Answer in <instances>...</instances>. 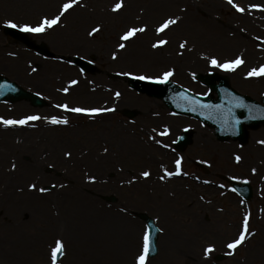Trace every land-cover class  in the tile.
<instances>
[{"label": "rangeland", "instance_id": "obj_1", "mask_svg": "<svg viewBox=\"0 0 264 264\" xmlns=\"http://www.w3.org/2000/svg\"><path fill=\"white\" fill-rule=\"evenodd\" d=\"M64 2L0 0V75L30 91L55 92L39 93L47 102L44 108L27 102L0 104V108L10 107L8 119L39 115L67 117L70 121L67 126H58L41 119L27 126H9L8 133L4 130L7 127L0 124V264H51L50 252L56 239H62L66 249L59 264H136L146 229L137 218L140 213L152 217L162 229L159 254L147 264H264V182L256 175L257 163H262L263 158L257 154L255 141L264 138V125L247 130L245 145L233 140L220 142L211 127L177 117L161 101L132 91L126 82L129 75H124L155 77L172 70L170 81L195 94L212 95L197 77L215 73L226 78L237 92L260 102L264 97V77L249 78L247 73L264 65V11L249 6H264V0H234L246 9L243 14L227 0H124L120 13L111 11L116 0H80L62 18L60 26L43 34L27 33L55 58L41 57L20 44H9L3 33L7 21L35 25L43 16L56 15ZM169 17H178L179 22L158 35L156 28ZM97 26L100 32L88 35ZM133 26H147V31L130 41H121L120 36ZM161 38H166L168 44L153 48ZM184 41L187 45L181 49L179 45ZM120 43L126 44L125 49H119ZM74 56L93 62L102 73H81L66 60ZM237 56L245 63L234 72L210 63L213 57L224 62ZM21 70L25 76L20 77ZM73 80L78 83L71 85ZM66 87L73 88L72 93H59ZM75 90L77 93H73ZM63 104L115 111L91 118L57 107ZM127 112L133 116L127 117ZM146 114L150 115L149 131L143 129V143L154 138L160 141L159 146L170 148L175 166L176 160L182 161L181 171L186 175L167 179L178 182L177 191L187 189L183 188V194L189 198V206L193 200L196 202L197 209H182L187 215L182 211L177 214V205L165 208L151 202V196L141 201L138 195L147 190L136 181L138 175L161 171L149 160L140 162L133 156L132 141L135 135L141 137L137 127ZM157 114L166 121H156ZM165 129L168 134L160 135ZM186 129L193 131V143L180 152L175 142ZM200 139L213 141V148H204ZM226 144L233 149L226 148ZM67 152L71 157L65 155ZM148 153L154 155L155 151H145ZM237 155L241 157L239 163ZM102 158L107 160L100 164ZM98 173L105 174V181ZM91 176L95 182L89 180ZM229 179L250 182L253 199L244 202L233 194ZM151 180L150 177L145 183L151 185ZM42 187L49 190L41 193ZM172 187L167 183L163 189L173 190ZM153 189L155 193L162 188L154 186L148 191ZM105 197H115L117 202L108 203ZM80 205L89 207L92 217L87 218L99 224L83 235L76 232V236L63 223ZM245 215H250L253 234L229 256L226 243L239 235ZM170 228L175 237L167 250ZM229 230H234L233 235H225ZM183 241L185 246L191 245L185 248ZM209 244L215 246V251L206 259L204 248ZM217 255H224V260L216 262Z\"/></svg>", "mask_w": 264, "mask_h": 264}, {"label": "snow or ice", "instance_id": "obj_2", "mask_svg": "<svg viewBox=\"0 0 264 264\" xmlns=\"http://www.w3.org/2000/svg\"><path fill=\"white\" fill-rule=\"evenodd\" d=\"M227 3L232 5L233 8L236 9L237 12L240 13H245L246 9L244 7H241L240 5L234 3V0H227ZM80 4V0H65V2L61 5L59 12L52 16H43L39 22L35 25L25 23L23 25H18L12 20L7 21V27L10 28H18L19 31L21 32H26V33H33V34H43L49 30L55 29L56 27L61 25V20L63 17L66 16V14L70 13L71 10H73L77 5ZM82 6V5H81ZM125 3L124 0H116L114 5L112 6L111 11L115 13H120L122 9H124ZM250 9H255L259 11H264V6L262 5H250ZM179 22V18H173L169 17L165 19L162 23L159 24V26L156 28V33L159 35L161 33H165L168 29H170L171 26L176 25ZM100 27H93L91 31L88 33V35L93 36L96 33L100 32ZM147 31V26H133L128 28L121 36L120 40L121 41H130L134 37L137 36L139 33H144ZM259 39V38H258ZM168 44V40L166 38H161L157 40L152 47L153 48H160ZM187 45V41L181 42L179 47L181 49H184ZM119 49L123 50L126 47L125 43H120L118 45ZM115 53L113 54V59H116ZM211 65L213 67L222 69L223 71L226 72H234L242 66L245 61L242 57L237 56L233 60L229 61H224L221 62L215 57L211 58L210 61ZM35 70V69H33ZM124 75H129L132 76L133 79L137 80H148L152 83H157V84H167L170 80V78L174 75V72L172 70H167L162 73V75L159 76H145V75H136L133 76L132 73H124ZM247 76L249 78L251 77H264V65H261L258 68H252L248 73ZM78 81L73 80L71 81V85H76ZM70 85V86H71ZM8 88L11 89V85L4 84L0 85V95L3 94L4 90ZM68 88H64L63 91L65 93L68 92ZM121 94L119 92L116 93V96L119 97ZM234 107L236 108H249L251 111V107L249 105H246L242 98L240 97H234ZM57 107L62 108L66 112H71V113H76V114H81L84 116H88L91 118H94L96 116L102 115L106 112H112L115 111L114 108H97V107H92V108H86V107H69L67 104L63 105H57ZM202 107H209L210 109L215 108L216 106H204ZM229 114H231L232 109L229 108L228 110ZM41 119L46 120L47 123L52 124V125H63L67 126L69 125L70 121L67 117H58V116H52V117H41L39 115H29L26 117H23L21 119H5L3 117H0V124H3L5 127L9 126H27L29 125L30 122L34 121H39ZM236 124L239 123L238 120L235 121ZM155 131V130H154ZM168 130L165 129L164 132L160 133V135H167ZM154 139V138H153ZM157 143H160V141H156ZM259 143L264 144V141H259ZM164 147H167V145H163ZM108 149L105 148L104 152L107 153ZM66 156L71 157V152L65 153ZM237 163L240 162L241 157L237 155L235 157ZM181 163L182 161L180 159L176 160V170L175 171H168L167 169H164V174L160 177L161 180H164L166 178H171L173 176H179V175H186V173H183L181 171ZM13 168H15V165L13 164ZM253 172H255V169H253ZM151 173L149 171H143L141 173V176L145 179L149 178ZM89 180L91 182H95L96 178L94 176L89 177ZM247 183V181H244ZM131 183V181H130ZM55 187V185H53ZM223 187V185H221ZM31 188L33 190H36V185L32 184ZM49 189L47 188H39V192L45 193ZM232 191H237L235 188L232 189ZM249 221H250V215H245L243 222H242V228L239 233V235L231 240L230 242L226 243V248L229 250L226 254L231 256L236 253V250L240 248L242 245L245 244V242L250 238V236L253 234L250 231L249 228ZM157 231H162V229H158ZM153 250V240H152V229L151 228H146L145 232L143 234L142 238V248L139 254L136 256V264H147L148 258L150 253ZM215 251V246L212 244H209L207 247L204 248V256L205 258H209L211 254ZM66 254V249H65V242L62 239H56L55 240V246L51 248L50 252V259H51V264H58V261L63 258V256Z\"/></svg>", "mask_w": 264, "mask_h": 264}, {"label": "water", "instance_id": "obj_3", "mask_svg": "<svg viewBox=\"0 0 264 264\" xmlns=\"http://www.w3.org/2000/svg\"><path fill=\"white\" fill-rule=\"evenodd\" d=\"M6 33L18 40H26L23 34H20L14 29L7 28ZM35 48L40 52L46 53L43 47ZM75 63L81 66L83 70L94 72L91 65L85 61L76 58ZM200 80L218 94L217 100L210 97L194 96L171 82L167 84H157L146 80L131 78L129 83L130 86L138 92L163 100L167 107L176 114L191 116L197 120H201L203 123L212 125L216 130V136L219 140L233 138L244 143L246 140V126L250 127L252 125L257 126L264 124V99L263 105H260L249 97L241 96L232 90L224 79H220L219 84H216L217 77L213 75L201 77ZM4 84L11 85V89L6 88L3 94L0 95V100L17 101L26 99L30 100L36 106L44 105L38 97L20 90V88H17L13 83L0 79V85ZM234 97L242 98L243 102L251 107V111L249 108L234 107ZM202 105L216 107L210 109L209 107H202ZM229 108L232 109L231 114L228 112ZM236 120L239 121L238 124L235 123ZM190 143V134L187 133L180 139L178 147L184 149ZM238 190L247 193L248 198L252 195L249 185H243L238 188ZM141 218L145 220L148 227L152 229L153 250L149 255V257L152 258L157 254L156 242L159 231H157L158 229L149 217L142 215Z\"/></svg>", "mask_w": 264, "mask_h": 264}, {"label": "bare ground", "instance_id": "obj_4", "mask_svg": "<svg viewBox=\"0 0 264 264\" xmlns=\"http://www.w3.org/2000/svg\"><path fill=\"white\" fill-rule=\"evenodd\" d=\"M158 115L159 114L156 115V119H157L156 121H166L167 118H164L163 115L162 116H158ZM149 121H150V115H148V114L144 115L143 119L140 120V124H139V127H137V130L139 131L138 137L140 135H141V137L137 138L135 135V140L132 141L134 146H135V150H133L134 151L133 156H134V159L136 158V160L140 161V162H145V161L149 160L150 165L156 164L155 168H158L160 166L161 171L160 172L155 171V173H151L150 177L152 180L148 182V183H151V185H148L147 183H145V181H147L150 177L145 179L141 175H138L139 184H141L142 187L147 189L146 192L141 191L138 193L139 197L141 198V201H146V200H148V196H151V198H150L151 202L156 201L157 203L163 205L165 208L172 206V204L177 205V207L180 209V210H178L177 214L180 211L183 212L182 209L185 207L190 208V209H194V208L197 209V207L195 205L196 202L194 200H193L194 203L192 206L188 205V203H190L189 198L183 194L184 192H186V191H184V190H187L186 188L183 187L184 190H183V188H181L180 190L177 191L175 184H177L178 182L169 181L167 178L164 180L160 179V177L164 174V169H167L169 171H174V170H176V166L174 165L173 158L170 156V154L168 152V151H170L169 147L159 146V144L156 141H154V139L151 138V136H149L151 138V141H148L147 143H143L144 140L142 139L143 138L142 136H145L143 129H145V128L147 129V126L149 125V123H148ZM200 140H201V143L204 144V148L209 149V150H211L213 148V146H214L213 141H211V140L208 141L206 139H203V140L200 139ZM255 141H257V144H258L257 154H259V156L261 155L263 158L262 163H257L258 167L256 170V175H257V179L258 180L261 179L260 181L263 183L264 182V144L259 143V141H264V138L263 139H257ZM209 146H210V148H209ZM225 147L233 149V147L229 146V144H226ZM226 148H225V150H226ZM151 150L155 151L154 155L151 153L145 154V151L149 152ZM260 151H262L263 154H261ZM106 160H107V158H104V160L102 158V160H100L99 163L100 164L105 163ZM95 163H97V162L95 161ZM153 165H151V166H153ZM104 175H105L104 173L99 174V176L101 177L100 178L101 181H105ZM153 176H154V178H153ZM193 181H195V180H193ZM167 183H168V186H170V185L174 186V187H172L173 190L163 189V188L167 187ZM197 184H199V182H197ZM154 186H156L158 188H162V189L156 191L155 193H154V189L148 191V189H150ZM148 192H150L152 194H148ZM192 198L194 199L197 197L194 196ZM87 210L89 211V213L86 212ZM173 214H174V212L171 213V215H173ZM187 214H188L187 211L183 212V215H187ZM87 217H92V214L90 212L89 207H87L85 205L76 206L74 212L71 214H68L66 216V222L63 224L69 225L70 229L72 230V232L75 235H76V232L83 235L84 233L87 232V229L89 230L95 224H96V226L99 224V223H95V221L93 219H89ZM193 223H195V222H193ZM66 228H67V226H66ZM170 229H171V231L173 230L172 228H170ZM170 232L168 234V236H170V238L168 239L169 241H168V244L166 247L167 250L170 248L171 243L175 237V235L173 234L174 231H172V233H170ZM229 233H232V235H233L234 230L233 231L229 230L228 233H226L225 235H228ZM188 242H189V240H188ZM185 243L183 241V244H184L183 246H185ZM190 245H191V242L189 244H186L185 248L187 246H190Z\"/></svg>", "mask_w": 264, "mask_h": 264}]
</instances>
